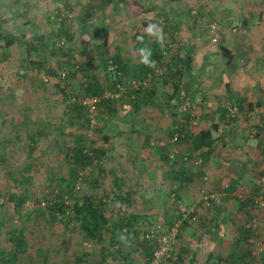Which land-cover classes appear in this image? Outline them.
<instances>
[{
    "label": "rangeland",
    "instance_id": "374dc122",
    "mask_svg": "<svg viewBox=\"0 0 264 264\" xmlns=\"http://www.w3.org/2000/svg\"><path fill=\"white\" fill-rule=\"evenodd\" d=\"M68 2L73 9H65ZM105 2L106 0H0V30L18 36L25 35L27 40L44 36L50 45L58 44L61 38L66 40L63 47L65 50L60 57L48 55L42 58V55L35 53L27 57L24 50L14 52L7 60H2L0 55V221L3 219L0 262L3 259L9 260L12 256L6 234L13 230L24 232L28 253L18 256L10 264L96 262L100 258L99 254L82 237L80 224L71 215L73 204L84 196H91L105 204L106 212L113 216L123 210L120 191H124V187L125 192L128 188H136L139 191L137 200L134 199L135 195L130 199L135 214L144 218L139 225L142 230L150 224L170 227L181 219L178 205L192 207L201 197L197 190L200 185L191 186L188 197L182 190L177 193V189L174 197L171 185L164 188L149 186L156 180L148 178L144 181L142 178V173L155 176L153 169L156 170V164L162 170L168 168L162 160V155L168 151L179 150L182 154H189L191 151L185 141L178 146L172 142L168 131L172 130L173 117L164 106L158 107V110H144L138 119L143 124L138 121L133 124L136 131L128 130L123 123L119 126L121 134L118 136L107 132L105 126L108 123L105 119L110 117L111 120L121 121L120 116L123 117L125 113L120 110V102L117 101L115 105L118 118L112 114L113 111L106 114L109 107H100L99 130L92 132L88 131L86 114L77 115L76 111L69 110V96L78 93L83 87L82 67L90 66L92 72L106 83L99 51H105V57L116 53L122 55L133 70L139 62L149 60L148 51L155 41L170 48L163 57L164 62H170L177 52H181L184 57L189 43H192L195 67L192 71L191 88L200 94L193 103L190 102L187 112L180 116L198 114V118L191 120L190 127L188 126L193 132L208 128V113H200L218 104L219 101L213 99L215 95L221 96L222 101H227L228 84L237 93H247L250 99L259 97V93L264 90V60L258 57L261 53L259 50L264 48L261 46V38L264 37V1L111 0L112 3L104 7ZM88 3L94 6L95 14L82 21L81 17L84 18L85 11H88ZM58 10L72 15L65 23L64 35H59V21L52 18L53 13ZM210 24L217 25L219 29L220 39L217 44L211 43ZM150 26H154L151 31ZM245 29H248V33H243ZM241 42L249 44L250 50L241 48ZM102 44H105V49L98 50V46ZM222 46L231 48V54H223L220 50ZM70 52L75 67H70L65 84L67 90L64 89L68 92H63L57 80V72L60 71L57 59L64 62L67 60L65 54ZM34 61L52 66L56 75L50 76L46 67L31 64ZM160 71L163 73L158 77L161 80L167 72V66ZM45 77L52 80L45 82ZM120 112L122 113L119 114ZM184 116L181 118H186ZM238 120L244 122L242 117ZM257 121H263L262 117L257 118ZM161 126L166 127L158 130ZM34 132H40L42 136L37 138V148L30 154L29 148L33 146L31 136ZM78 134L87 135L94 143L93 146L106 149L107 154L100 166L85 170L84 180L69 184L71 167L67 162L66 152L68 147L74 146ZM104 134L110 137L109 143H106ZM149 136L156 139L157 144H161L157 145L159 152H153V146L144 144ZM158 155L160 161H157ZM134 158L136 161H133ZM115 167L119 168L117 172L112 170ZM119 178L125 179L122 188H118L116 184ZM66 180L69 185L65 184ZM186 188L187 186L184 187ZM204 188L210 195L216 196L209 192L207 186ZM216 193L220 200L222 192ZM10 194L18 195L17 198L24 200L17 212L15 203L8 199ZM61 201L68 208L62 209L54 219L51 210L54 211L57 206L54 205ZM214 205L215 203L206 208L205 205L197 204V220L187 223L188 225L185 221L180 224V233L184 232L192 245L195 242V247L200 237L198 233L201 232L202 236L209 229L203 226L209 222L204 212L209 213V209L216 207ZM261 212L264 213L263 210ZM233 216L241 223L245 220L239 212ZM63 228H66L64 235L60 232ZM192 238L196 241H192ZM185 241L187 244V240ZM37 251L41 252V256L37 255ZM83 254H88V259L91 260L89 263L85 262ZM77 258L84 261L76 262Z\"/></svg>",
    "mask_w": 264,
    "mask_h": 264
},
{
    "label": "trees",
    "instance_id": "16d2710c",
    "mask_svg": "<svg viewBox=\"0 0 264 264\" xmlns=\"http://www.w3.org/2000/svg\"><path fill=\"white\" fill-rule=\"evenodd\" d=\"M168 1L178 2L182 0ZM89 3L88 7H86L88 8V11H85L84 18L81 17L82 21H85V18L89 19L95 14L94 6L89 5ZM111 3V0H106L103 5L106 7ZM65 6V9H73L69 2ZM26 13L27 12H25V14ZM71 17L72 15L69 14V12L67 13L61 10L55 11L53 13L52 18H54V21H59L58 23L60 24L59 35L66 34L65 23L69 21ZM65 43L66 40L61 38V41H59L58 44L50 45L46 42V38L44 36H38L33 40H27L25 35L18 36L14 33L7 32L6 30H0V55L2 60L9 59V57L14 52L19 50H24L27 54V57L33 56V53L42 55V58H46L48 55L60 57L65 50L63 48ZM105 47V44H102L98 46V50L105 49ZM169 50V47H163L159 41H155L153 43L152 49L148 51L149 60L135 65L133 70L130 69L129 63L125 58H123L122 55L116 53L113 56L105 57V51H99L101 52L100 59L103 65V71L106 75L105 82L107 84L92 72L90 66L86 65L82 67V70H84L83 85L87 84V94L91 96L102 97L100 107H109L106 114L109 115V112L113 111L112 114L116 115V118H118V114L117 110H115V105L117 101L118 103L120 102V110L122 109L125 112V115L121 117V121L125 123L128 128L131 127L135 121L140 119L141 113H144V110L147 111L149 108L158 110V107L164 106L168 111L171 112L173 117V128L171 131H168L169 136L173 138L175 132H179L180 137L179 141L175 143L176 146H178L182 141H185L191 148L189 154H182L179 150H177L170 152L168 151L165 155H162V160L166 162L171 175H173L172 181L175 185L176 181L178 180L174 175H178L180 176V179L182 178V180H185V176L187 177L189 174L185 172L184 168H192L190 165L188 166V164H190L193 157H196L195 155L201 153L206 148L211 149L213 144V134L219 129L220 126L219 124H215V119L218 118L215 113L222 115V119L219 123H225L227 125L237 124L239 121L238 118L244 117V114L258 115L264 112V95L262 100H258L255 104L254 102H249L247 98L239 95V93L237 94L235 89L230 88L231 86L228 84L227 101L225 102L220 99L218 104L214 106L216 107L214 110L215 112L213 111L206 115L207 120L211 125L208 128H202L198 131V133H194L193 131L189 130L188 126L191 120L198 118V114L195 113L192 116L190 114L186 116L182 115L186 118H181L182 116H180L182 113L184 114V112L181 111L183 105L187 102L193 103V101L196 99V96L200 94L199 91L195 89L193 91L191 88V85L193 84L191 79L192 71L195 67L192 53L193 46L192 43H189V47L187 48L184 57L181 55V52H177L176 56H172L170 62H164L163 57L167 52H169ZM220 50L225 55L231 54V51L225 46H222ZM65 55L67 60L64 62L61 61L62 59H57V67L59 68L58 70H60L57 73L66 72L69 76L70 67L74 66L75 64L73 62V56L71 52ZM32 63L38 67H46L47 73L50 76L56 75V72L52 69V66H46V64L42 61H34L31 62V64ZM164 66H167V72L164 73L163 79L160 80V78H158L155 74V69L159 67L163 68ZM79 68L81 69V67ZM150 76L151 78L149 79ZM133 80L140 83L138 89L132 87L131 82ZM145 80H148L146 84H144ZM124 82H128L125 84V86L128 88L126 92L121 94L118 100L105 97V93L107 91L115 93L118 90L117 85ZM61 88L63 92H68L66 91V88ZM262 93H264V91ZM173 100H176V104H173ZM68 103L69 110L76 111L77 115L85 114V109L82 106L70 103L69 100ZM203 106L205 107L204 104ZM235 107L238 109V112L233 116L230 109ZM244 120L248 121L246 119ZM114 122L115 121L111 120L110 117L106 122L108 123V129L110 132H112L113 126H115L113 124ZM42 124L44 126V123ZM105 127L107 129V126ZM253 135L254 134L252 131L246 134L245 141L251 140ZM41 136L42 135L40 132H34L33 136H31V142L33 146L29 148L31 150L30 154L36 150L37 138H40ZM104 137L106 143H109L110 137H107L106 135ZM93 145L94 143L89 140L87 135L78 134L74 146L67 148L66 159L71 167V181L69 182L66 180L65 184L66 182L71 184L77 182L78 180H84L85 170L88 171V169H91L94 166H100L101 160L104 159L107 154L105 152L106 149ZM252 148L255 150L258 149V147L255 146ZM252 148H250L247 153L253 151ZM180 160L183 162L184 166L179 168L178 165ZM192 165L195 167H200L202 164L200 166H196L193 162ZM262 178L264 177H261V179ZM239 181H241V179L235 181V183L232 185L234 190L236 189V185L240 184ZM187 183L186 185H188ZM116 184L118 188H122L125 184V180L119 178L116 180ZM174 185L171 186L172 189L174 188ZM225 189L232 190L230 185H228V187ZM173 190L176 192L177 189L174 188ZM203 190L206 189L202 188L200 190L201 197ZM132 192H134L133 189H131V193ZM260 192V186L255 185V188L250 190L248 194L243 195L238 199L240 203L238 212L245 217V220L243 223H241V225L236 227L237 232L232 246V252L225 258L209 255L206 264H264V249L262 248L260 250L259 248L255 247V242L261 241L263 237L261 228H258V218L262 209H260L256 200L260 196L264 197V195L260 194ZM133 195L134 194H130L128 192L121 193L119 198L122 200L120 205L124 206L122 208L123 210H119L118 213L113 216H110L107 213L108 211L106 212L105 204H102L99 200H96L91 196H84L82 199H78L71 207L72 218L80 224L79 231L82 237L87 243H90L94 247L93 250L95 253L99 254L101 259L99 262H91L90 264H152L154 245L153 242L147 241L145 239V233L149 227H153L155 224L148 225L146 229H140L139 225L141 224L140 221L142 218L136 215L132 208L133 202L130 201V198ZM175 196L176 195H174V197ZM17 197L18 195L10 194L8 198L10 201L15 203L16 212L19 211L21 203L24 202L23 199H20L21 197ZM104 202H106V199H104ZM201 202L205 203L202 200ZM213 203L215 202L210 201L209 207H211ZM54 206H56V209L54 211L53 209L51 210L54 219L55 215L61 212L62 209L66 210L68 208V206L65 203H62V201L60 204H55ZM180 206L178 205L177 207L178 212ZM2 221L3 219L0 221V231L2 229ZM189 222L190 221H187L188 224ZM232 222L236 224V222ZM187 223L185 224L188 225ZM162 225L167 227L164 224ZM218 228H216L213 234L218 233ZM180 234L181 233L179 231V243ZM24 235L25 234L23 231L18 230H13L9 233L7 232L6 238L10 243V253L12 256L9 260L3 259L0 264H10L11 262L15 261L18 256H23L28 253V242ZM201 244V241L198 242V245ZM190 249V244H188L187 247H181V245L177 244L175 253L170 259L162 262V264H185L184 257L190 253ZM83 255L85 262L89 263L91 260L88 259V254ZM84 260L77 258L76 262ZM195 262L196 260L193 258L190 264H194Z\"/></svg>",
    "mask_w": 264,
    "mask_h": 264
},
{
    "label": "crops",
    "instance_id": "0c3cea01",
    "mask_svg": "<svg viewBox=\"0 0 264 264\" xmlns=\"http://www.w3.org/2000/svg\"><path fill=\"white\" fill-rule=\"evenodd\" d=\"M262 13H264V8L262 10ZM262 32H264V30ZM243 33H248V29H245ZM261 39H262L261 46H264V37ZM239 46L241 48L244 47V49L250 50L249 44H243L241 42ZM260 51L261 53H260V56L258 57L264 60V48L259 50V52ZM238 93L244 98H247L249 102H254L255 104L258 100L260 99L262 100V97L264 95V93L261 92L259 93V97L250 99L247 93L243 91H240V92L238 91ZM204 97H205V94H204ZM221 98H222L221 96L218 97L216 95L213 97V99H216L218 101ZM209 106L211 107V104H209ZM215 109L216 107H214L213 105L212 109L204 110L200 114L210 113V112H213ZM121 113L122 112H120L119 114ZM215 114L218 117L215 119L216 120L215 124H219L220 126H219V129L213 134L212 147L211 149L209 148L204 149L201 153H198L197 155H195L196 157H193L190 164H188V166L190 165L192 168H188V167L184 168L185 172L189 174V176L187 177L185 176V180H182V178L180 179L179 178L180 176L178 175H174L175 178L178 180L176 181V184L174 185L172 181L173 175H171L169 168H166V170H162L160 166H158V164H156L155 166L156 170L153 169L155 176L154 174L142 173L143 174L142 178L144 181L146 179L148 180V178L151 179V181L156 180L154 184L153 183L148 184L149 186L156 185L157 187L164 188V186H167L168 184L171 186L174 185L175 189L179 188L177 192H180V190H182V192L184 193L186 192L187 197L190 192L189 189H191L192 187H197L198 185H200L201 187L203 186L202 188L207 186L210 193L216 194V196L213 195L217 199V202H215V205H214L216 207H214V209H209L210 210L209 213L204 212L206 216H208L209 218V222L203 225L205 228L206 227L209 228L208 231H205V234L202 235L205 238H202L201 232L198 233V236L200 235V237L198 238L196 242L197 244L195 247V242H194V245H191L192 242L186 239V235L184 234V232L181 231L179 245H181V247H187L188 244H190V248H191L190 253L188 255H185L184 257L185 264H190L193 258L196 260L194 264H206V261L209 255H214L216 257L225 258L228 254H230L232 252V246L236 238L235 237L236 232H237L236 227H238V225H241V222L235 220L233 216V214H237L239 210L240 203L238 199L242 197L243 195L248 194L250 190L255 188V185L260 186V189H261L260 194L264 195V181H263L264 178L261 179V177H264V112L261 113L262 115L261 114H258V115L244 114V117H242L244 122L240 121V122H237V124H232V125H229V124L227 125L225 123H219L220 120L222 119V115L217 114V113ZM259 117L260 118L262 117L263 121L261 122L257 121V118ZM244 119L248 121H245ZM107 120L108 118L105 119L106 122ZM120 120H121V116H120ZM138 122L143 124L141 120H138ZM192 123H195V122H192ZM113 124L115 126H113L112 132H110V130L108 129L109 128L108 125H106L107 132L109 134H113L114 136H118V134H121L119 132V129H120L119 126L123 125V122L115 121ZM210 125L211 124L209 123L207 127H209ZM163 127H166V126H161L158 128V130L164 129ZM136 129L137 128L133 127L132 125L131 127H129L128 130L136 131ZM251 131L253 132L254 135L251 137V140L245 141V135ZM194 133H198V132L195 131ZM151 139L152 138L150 136L147 137L144 144L146 146H153L155 150V151L153 150V152H159V148H157V145H161V144H157L155 142L156 139H152L153 142L148 141ZM114 143L116 144V142ZM111 145H113V143ZM253 146L258 147V149L255 150L254 148H252ZM250 148H252L253 151L247 153ZM198 159L202 160V165L200 167H195L194 165H192V163ZM133 161H136L135 158ZM157 161H160L159 155H158ZM131 163L136 164L135 162H131ZM178 166L179 168L184 166L181 160L179 161ZM112 170L117 172L119 168L115 167ZM205 179L207 182L205 181ZM239 179H241V181H239L240 184H237L236 189L234 190L232 188V185L235 183V181ZM260 179L262 180V182ZM186 183L188 185H186ZM226 185H230L232 190L225 189ZM186 186H187L186 188L187 191L186 189H184V187ZM200 186H198V189H197L199 193H200V190L202 189V188L200 189ZM125 188L126 187H124V191H120V192L125 193ZM133 190L134 192L131 193V188H128L126 192L130 194H134L135 195L134 199L137 200L139 191L136 188H133ZM216 192H222V198L220 200ZM142 194H145V193L143 192ZM175 194L176 192L173 193V196ZM234 197H236V199ZM197 204H201L204 206V203L201 202L200 199L198 200ZM197 204H194L192 207H187V206L186 207L189 209L195 210V214L197 215V211H196ZM123 207L124 206H122V208ZM263 220H264V213L261 212L259 215V225H261L263 237L261 241L255 242V247L259 248V246H261V249L262 248L264 249V245H263L264 243V228H263L264 224H262L264 222ZM232 221L236 222V224H234ZM185 223H187V221ZM216 228H218V231H217L218 233L213 234ZM210 229L213 231H211ZM60 232L61 234L64 235L66 232V228H63V230ZM60 232H58L59 235H60ZM187 238H189V236ZM184 239L187 240V244ZM191 240L196 241V239H193V238ZM200 241L202 244L198 245V242ZM194 247H195V250L193 249ZM36 253L38 256H41V252L37 251ZM100 260L101 259L99 258L95 261L99 262Z\"/></svg>",
    "mask_w": 264,
    "mask_h": 264
},
{
    "label": "built area",
    "instance_id": "2783aa9c",
    "mask_svg": "<svg viewBox=\"0 0 264 264\" xmlns=\"http://www.w3.org/2000/svg\"><path fill=\"white\" fill-rule=\"evenodd\" d=\"M209 33L211 38V43L217 44L220 39V33L217 25L211 24L209 27ZM161 67L155 70V74L157 77H160L163 73L160 71ZM151 76L149 77V79ZM45 82H50L52 79L50 77L44 78ZM57 80L61 87L66 88L65 84L68 80V74L66 72H61L57 76ZM148 80L144 82L146 84ZM133 88L138 89L140 83L133 80L131 82ZM118 90L114 92H106V98H112L118 100L122 93L127 91L125 83H120L117 85ZM69 102L73 104H78L85 109V114L87 118L88 124V131L92 132L99 126V112H100V105L102 102V97L100 96H91L87 94V84H84L82 89L78 93H74L69 96ZM173 104H176V100H173ZM190 103H185L181 108L182 112H187L188 108H190ZM231 114L236 115L238 109L231 108ZM180 133L175 132L174 137L172 138V142L176 143L179 141ZM196 166H200L202 164V160L198 159L195 162ZM226 188L228 185L225 186ZM79 188V187H78ZM201 200L204 201L205 206H210V201L217 202V199L210 195L207 190L202 191ZM257 204L259 205L260 209L264 210V197L260 196L257 199ZM179 215L181 219L174 223L170 227H164L162 224H155L153 227H149L145 233V239L147 241L153 242L154 245V253H153V260L152 264H162L165 260L171 258V256L175 253L176 245L178 243L179 231H180V224L184 221L194 222L197 220V215L195 214V210L189 209L186 206L179 207ZM256 222V221H255Z\"/></svg>",
    "mask_w": 264,
    "mask_h": 264
},
{
    "label": "clouds",
    "instance_id": "9594fccd",
    "mask_svg": "<svg viewBox=\"0 0 264 264\" xmlns=\"http://www.w3.org/2000/svg\"><path fill=\"white\" fill-rule=\"evenodd\" d=\"M152 27H154V26H150V29H149V31H151V30H152Z\"/></svg>",
    "mask_w": 264,
    "mask_h": 264
}]
</instances>
